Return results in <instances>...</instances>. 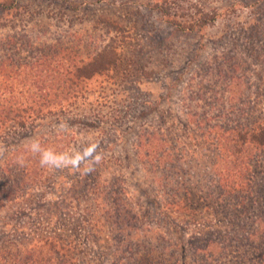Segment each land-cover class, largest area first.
I'll use <instances>...</instances> for the list:
<instances>
[{"label": "rangeland", "instance_id": "1", "mask_svg": "<svg viewBox=\"0 0 264 264\" xmlns=\"http://www.w3.org/2000/svg\"><path fill=\"white\" fill-rule=\"evenodd\" d=\"M0 3V63L50 55L79 71L54 86L67 97L52 114L0 128L9 147L0 157V247L59 235L76 246L78 264H111L114 239L125 236L184 264L208 261L195 238L220 240L232 214L205 198L222 169L212 132L264 116V0ZM205 15L214 20L203 23ZM23 84L13 88L21 106L30 92L47 91ZM33 138L57 152L99 143L103 160L87 174L42 168L27 151ZM251 149L250 162L238 161L264 186V158ZM258 211L253 205L242 220Z\"/></svg>", "mask_w": 264, "mask_h": 264}, {"label": "trees", "instance_id": "2", "mask_svg": "<svg viewBox=\"0 0 264 264\" xmlns=\"http://www.w3.org/2000/svg\"><path fill=\"white\" fill-rule=\"evenodd\" d=\"M200 20L203 23H210L214 19L205 15L200 17ZM13 60L2 59L0 63V128L9 125L22 127L26 122L52 114L53 111L49 110L50 106L61 105L67 97L56 94L54 86L59 83L65 85V82L60 81L64 73L79 72L75 65L71 69L64 68L63 61L67 59H52L50 55H40L39 58L31 59L33 60L31 62L25 60L18 64L12 62ZM10 65L15 68L17 66L18 69L13 71ZM11 77H19V83ZM28 77L31 80L30 84L27 81ZM40 82L43 87H47V91L30 92L25 98L26 105L21 106L18 103V96L13 91L14 86L20 83L34 86ZM70 88L66 86L67 90ZM72 93L73 91H70V94ZM259 120L249 125H239L225 130L218 128L217 132H212L214 144H210L213 147L215 145L216 149L219 148L218 155L222 169L214 174L213 181L216 184L206 186L205 198L212 197V204H220L224 215H227L226 212L228 216L232 213L231 219H227L231 231L226 229L222 235H219L221 241L213 239L214 234L195 238L199 240L198 244H194L196 252L210 250V256L205 257L208 261L200 264H264V186L257 187L256 178L249 171L248 166L252 146L259 150L256 158H264V116L262 115ZM200 123L201 121H198L196 125L199 126ZM239 155L244 156L248 162L239 163ZM233 162L236 167L230 169L227 163ZM24 169L26 171L31 167L26 166ZM177 171L180 172L181 169L178 168ZM260 181L264 184V178ZM187 193L189 196L190 193ZM5 197L7 196L3 193L0 196L2 199ZM12 198L14 199L15 196ZM2 199L0 206H3ZM253 205L254 209L259 207V211L250 220L251 223L243 221V212ZM125 238V236L122 239L119 236L115 237L116 248L112 253L111 264H184L178 259L174 260L173 254L167 253L164 247L162 250L165 252L160 254L151 244L134 243L132 240L126 242ZM18 246L10 242L0 247V264H78L76 246L59 235L38 237L33 244L30 242L22 247Z\"/></svg>", "mask_w": 264, "mask_h": 264}, {"label": "clouds", "instance_id": "3", "mask_svg": "<svg viewBox=\"0 0 264 264\" xmlns=\"http://www.w3.org/2000/svg\"><path fill=\"white\" fill-rule=\"evenodd\" d=\"M57 129L64 131L67 129V125L60 123L57 125ZM26 147L28 152L39 156V165L42 168L80 170L83 166V171L87 174L93 172L94 166L103 160L99 143H90L81 150L57 152L52 148H45L38 139L33 138ZM8 150V145L0 142V157H3ZM17 163L23 167L25 165L24 158L18 157Z\"/></svg>", "mask_w": 264, "mask_h": 264}]
</instances>
